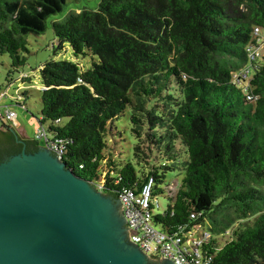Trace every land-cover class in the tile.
<instances>
[{
	"label": "trees",
	"instance_id": "obj_1",
	"mask_svg": "<svg viewBox=\"0 0 264 264\" xmlns=\"http://www.w3.org/2000/svg\"><path fill=\"white\" fill-rule=\"evenodd\" d=\"M68 2L0 0L9 75L26 64L28 36L49 23L55 55L70 46L75 58L90 60L87 70L67 59L40 67L47 141L68 168L115 199L152 179L157 201L166 173L183 170L167 209L154 211L156 228L173 235L202 226L211 264H264V0H99L55 18ZM31 91L12 102L27 109ZM128 108L135 145L125 160L109 140ZM1 125L3 162L23 145ZM2 136L12 144L7 152ZM45 142L26 141L33 153ZM161 161L159 174L153 164Z\"/></svg>",
	"mask_w": 264,
	"mask_h": 264
},
{
	"label": "water",
	"instance_id": "obj_2",
	"mask_svg": "<svg viewBox=\"0 0 264 264\" xmlns=\"http://www.w3.org/2000/svg\"><path fill=\"white\" fill-rule=\"evenodd\" d=\"M123 209L47 147L24 149L0 162V264H174L130 241Z\"/></svg>",
	"mask_w": 264,
	"mask_h": 264
},
{
	"label": "rangeland",
	"instance_id": "obj_3",
	"mask_svg": "<svg viewBox=\"0 0 264 264\" xmlns=\"http://www.w3.org/2000/svg\"><path fill=\"white\" fill-rule=\"evenodd\" d=\"M98 2L99 0H69L63 13L59 14L55 18H65L66 15L74 8H82L84 6L94 7ZM262 34L264 37V31ZM27 39L29 42L28 49L30 52L25 54V57L27 58L26 64L23 67H20L16 72L15 70L12 71L11 75H9V73L13 69L12 61L9 55H0V94H7L6 98L0 100V115L5 118L7 112H15L17 115L15 121L8 122L5 119V124L12 127L14 133L20 139L31 140L33 138L35 139L37 132L41 128V102L39 93L37 92L41 88L40 67L51 60L67 59L79 63L82 69L87 70L90 68L91 63L88 58H75L70 46L64 47L58 55H55L54 47L57 46L58 42L54 37L50 23L48 30L44 34L40 36L30 35ZM95 59L97 60L96 57ZM23 75L29 76L31 82L23 83ZM31 85V95L26 101V105L28 107L27 109L12 102V96H15L17 92L21 93ZM1 126L2 125L0 123V127ZM114 126L117 127L115 134L116 137H114L111 142L109 140L110 147L113 148L115 156L118 155V148L119 152L123 153V159L128 160V158L132 155L133 147L135 145V139L131 131L130 108H128L123 117L115 122ZM40 146L42 147V145ZM161 164L162 161L153 164L159 168V174H162V169L160 168ZM183 177L184 171L180 169L168 171L166 173L165 183L161 185L163 193L157 195V202L159 206H156V213H162L167 209L170 203L169 187L171 189L179 188Z\"/></svg>",
	"mask_w": 264,
	"mask_h": 264
},
{
	"label": "built area",
	"instance_id": "obj_4",
	"mask_svg": "<svg viewBox=\"0 0 264 264\" xmlns=\"http://www.w3.org/2000/svg\"><path fill=\"white\" fill-rule=\"evenodd\" d=\"M255 35H260V29L255 28ZM6 93L0 94V100L6 98ZM14 98V97H13ZM15 112H7L1 116L4 122L15 121ZM1 123V122H0ZM47 132L40 128L35 139L45 142V147L50 149L59 159L62 160V150L56 143L47 141ZM100 191V186H96ZM153 180L145 183L139 191L123 189L118 199L123 205L130 241L138 245L141 250L153 260H170L174 264H211V258L204 256L201 250L202 244L209 240L202 226L195 227L190 231L169 235L153 224L154 211L158 202L153 199Z\"/></svg>",
	"mask_w": 264,
	"mask_h": 264
},
{
	"label": "flooded vegetation",
	"instance_id": "obj_5",
	"mask_svg": "<svg viewBox=\"0 0 264 264\" xmlns=\"http://www.w3.org/2000/svg\"><path fill=\"white\" fill-rule=\"evenodd\" d=\"M1 139H2V140H1V141H2L1 145H2V147L4 148V150H6L5 152H7L9 149H11V145H12V144H11L10 140H8V141L5 140V139H6L5 136H2ZM20 140H21V139L16 140L17 145H18V146L23 145V150L25 149L27 153H33L32 145L26 143V141H28V140H25V141H24L25 143H21ZM23 150H22V151H23ZM2 159H3V160H4V159L7 160V159H8V155L5 154V155L3 156Z\"/></svg>",
	"mask_w": 264,
	"mask_h": 264
}]
</instances>
